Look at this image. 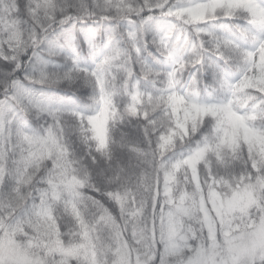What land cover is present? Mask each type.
<instances>
[{
    "label": "snow or ice",
    "instance_id": "6c2138e0",
    "mask_svg": "<svg viewBox=\"0 0 264 264\" xmlns=\"http://www.w3.org/2000/svg\"><path fill=\"white\" fill-rule=\"evenodd\" d=\"M0 264H264V0H0Z\"/></svg>",
    "mask_w": 264,
    "mask_h": 264
}]
</instances>
